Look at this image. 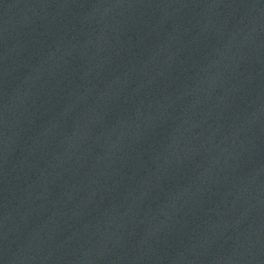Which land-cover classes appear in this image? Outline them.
<instances>
[{
  "label": "water",
  "instance_id": "water-1",
  "mask_svg": "<svg viewBox=\"0 0 264 264\" xmlns=\"http://www.w3.org/2000/svg\"><path fill=\"white\" fill-rule=\"evenodd\" d=\"M0 264H264V0H0Z\"/></svg>",
  "mask_w": 264,
  "mask_h": 264
}]
</instances>
